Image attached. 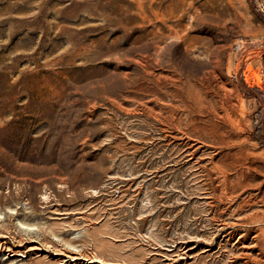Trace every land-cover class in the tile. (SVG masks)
Instances as JSON below:
<instances>
[{"label": "rangeland", "instance_id": "1", "mask_svg": "<svg viewBox=\"0 0 264 264\" xmlns=\"http://www.w3.org/2000/svg\"><path fill=\"white\" fill-rule=\"evenodd\" d=\"M256 5L0 0V264H264ZM144 59L211 129L141 94Z\"/></svg>", "mask_w": 264, "mask_h": 264}, {"label": "bare ground", "instance_id": "2", "mask_svg": "<svg viewBox=\"0 0 264 264\" xmlns=\"http://www.w3.org/2000/svg\"><path fill=\"white\" fill-rule=\"evenodd\" d=\"M148 60V59H147ZM141 63V62H140ZM150 63V62H149ZM156 64V63H155ZM152 68V67H151ZM172 72H165L163 74H156L152 69H150L148 63L146 62V59H144V61L142 62V74L140 77V91L141 94L144 96H152V98H156L158 100H160L159 98L162 96L165 98H169L170 100L173 101H178L181 104V106L184 107L185 111H186V122L189 125L191 124H195L198 126H201L202 128H206L207 129H211V126L214 125L212 122H208V121H204L201 120L199 117H197L194 114H191V110L188 108V106L183 102V98L181 93L178 91V87H179V83L181 82V73L179 71H177V68H175L174 66H172L171 70ZM184 96V95H183ZM186 100V99H185ZM161 101V100H160ZM160 103V102H159ZM165 107L163 111H160L158 114V117L160 116L162 118V120L166 121L169 125L174 126V124L172 123L171 118L176 119L177 123L181 124V121L178 118H175V113L174 111H177L180 108L179 105H175L173 103H162ZM191 105V104H189ZM194 106V105H193ZM147 110L152 111V109L148 106H145ZM190 107V106H189ZM183 109V110H184ZM184 111V112H185ZM185 115V114H184ZM199 115V114H198ZM182 118V117H181ZM212 121V120H211ZM184 122V120H183ZM186 124V125H187ZM182 125V124H181ZM185 125V126H186ZM190 126V125H189ZM184 127V126H183ZM192 127V126H191ZM190 127V128H191ZM196 126L193 125L192 129L195 128ZM214 127V126H213ZM216 127V126H215ZM214 127V128H215ZM218 127V126H217ZM188 128V127H187ZM189 128V129H190ZM194 130V129H193ZM197 130V129H196ZM213 130V128H212ZM191 130H188V132ZM207 132V131H206ZM187 133V132H186ZM194 133V132H193ZM189 133H187L188 135ZM190 136V135H189ZM215 163V162H212ZM228 163V162H227ZM231 164V163H230ZM220 165V164H219ZM221 166V165H220ZM227 166V165H226ZM228 167V166H227ZM225 167V168H227ZM230 167V166H229ZM228 167V168H229ZM224 168V169H225ZM208 169V168H207ZM221 169V168H220ZM219 169V172H220ZM235 169V168H233ZM206 171V170H205ZM226 171V170H224ZM230 171V170H229ZM209 172V171H208ZM221 173V172H220ZM207 174V173H206ZM222 174V173H221ZM225 174V173H224ZM227 175V174H226ZM211 176V175H210ZM226 178V176H225ZM227 179V178H226ZM224 180V179H223ZM222 181V180H221ZM232 181V179H231ZM211 182V181H210ZM215 183V182H214ZM233 184V183H232ZM236 184V183H235ZM214 185V184H213ZM223 186V185H222ZM216 188V187H215ZM218 189V188H217ZM236 189V188H235ZM234 190V189H233ZM226 194V193H225ZM216 195V193H215ZM212 196V195H211ZM217 197V196H216ZM235 198V197H234ZM224 200V199H223ZM241 221V220H240ZM240 223V222H239ZM238 223V224H239ZM232 224V223H231ZM236 230V229H235ZM256 233V232H255ZM246 234V233H245ZM247 236V235H246ZM243 237V236H242ZM258 237V236H257ZM254 238V236H253ZM247 240V239H246ZM250 243V242H249ZM250 245V244H249ZM252 245V244H251ZM259 245V244H258ZM243 246V245H242ZM262 246V245H261ZM35 249V248H34ZM242 250V249H241ZM262 251V250H260ZM263 252V251H262ZM247 253V252H246ZM244 254V253H243ZM264 254V253H263ZM248 255V253L246 254V256ZM250 257V256H249ZM255 257V256H253ZM260 257V256H259ZM96 259V258H95ZM256 259V258H255ZM251 260V259H250ZM262 260V259H260ZM91 261V260H90ZM250 262V261H249ZM261 264V263H259Z\"/></svg>", "mask_w": 264, "mask_h": 264}, {"label": "built area", "instance_id": "3", "mask_svg": "<svg viewBox=\"0 0 264 264\" xmlns=\"http://www.w3.org/2000/svg\"><path fill=\"white\" fill-rule=\"evenodd\" d=\"M257 9L264 13V0H257Z\"/></svg>", "mask_w": 264, "mask_h": 264}]
</instances>
